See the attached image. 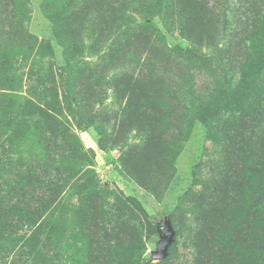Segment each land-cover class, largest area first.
<instances>
[{"label":"rangeland","instance_id":"rangeland-1","mask_svg":"<svg viewBox=\"0 0 264 264\" xmlns=\"http://www.w3.org/2000/svg\"><path fill=\"white\" fill-rule=\"evenodd\" d=\"M132 3L125 10L138 9ZM120 5L0 0V27L13 29L0 60V94L50 104L58 96L62 103L55 137L25 118L5 132L13 138V166L33 160L42 138L53 137L61 182L57 211L41 213L43 226L35 230L31 203L51 193L34 192L24 169L13 170L7 201L18 208L8 231L0 230V264H192L221 174L241 179L240 166L201 124L197 108L239 81L243 42L264 22V0H169L139 9L125 35L111 38ZM187 52L211 65L187 66L179 59ZM9 102L0 98V106ZM21 103L9 110L17 113ZM166 239L163 258H154ZM252 240L244 236L238 250Z\"/></svg>","mask_w":264,"mask_h":264},{"label":"trees","instance_id":"trees-1","mask_svg":"<svg viewBox=\"0 0 264 264\" xmlns=\"http://www.w3.org/2000/svg\"><path fill=\"white\" fill-rule=\"evenodd\" d=\"M78 1L65 0L69 3ZM128 1H133L132 6L135 8L139 5L138 9L125 10L124 6ZM121 2L123 5H120L118 13L120 18L112 21L111 38L125 35L135 24V18L140 14L139 9L142 8L146 12L149 7L167 5L169 0H121ZM147 5L148 7H145ZM127 12L132 13V16H127ZM19 28L21 29V25ZM250 32L252 34L243 42V59L237 84L216 90V93L210 95L207 100L202 99L197 108L201 124L208 129L209 134L221 139L224 152L240 166L241 179L239 183H234L227 172L223 173L214 192L211 190L213 193L209 199L214 214L210 219L207 217L206 222L209 224L207 231L203 229L194 240L197 255H194L192 264H264V22L253 25ZM20 35L24 36L25 32L22 31ZM10 43H13V29L6 30L1 25L0 60L3 59L2 54L9 51L7 46ZM179 57L190 67L207 68L211 65L210 60L200 53L187 52ZM17 97L8 93L0 94L1 99L11 101L9 105H5L6 107L0 106L1 231H8L9 217L14 209L18 208L16 203L7 201L13 193V170L24 169L27 184L34 192L51 193L47 200L44 201L46 194H43L31 203L35 220H38L43 212L57 211L58 203L54 200V194L58 192L61 182V171L56 165L60 156L50 150V145L55 137L52 126L59 124L58 118L62 116V103L58 101V96L54 97L55 101L52 104L18 97L22 105L15 109L17 112L15 113L9 108H14L16 100L18 101ZM19 118H25L29 123L34 122L36 129L39 124L44 125L47 130L50 127V135L53 137L48 142L43 137L42 151L34 154L33 160L26 164L21 165V160L17 159L16 167L13 166V138L5 137L7 129L12 131L10 126L20 123ZM46 132L44 130V133ZM21 166L24 167L20 168ZM243 191L250 192L251 203L244 219L239 221L238 214L241 213L240 208L244 204ZM39 221L40 219L33 225L35 230L43 226V222ZM249 233L253 235L251 246L245 247L242 252L238 250L239 245Z\"/></svg>","mask_w":264,"mask_h":264},{"label":"water","instance_id":"water-1","mask_svg":"<svg viewBox=\"0 0 264 264\" xmlns=\"http://www.w3.org/2000/svg\"><path fill=\"white\" fill-rule=\"evenodd\" d=\"M169 239H166V242H165V244L164 245H161L160 247H159V254L156 256V255H154L153 257L154 258H158V259H160V258H163V256H164V252H165V249H166V247H167V245L169 244V241H168Z\"/></svg>","mask_w":264,"mask_h":264}]
</instances>
